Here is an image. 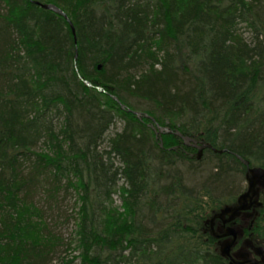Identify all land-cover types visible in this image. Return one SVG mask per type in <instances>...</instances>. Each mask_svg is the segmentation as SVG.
<instances>
[{
  "label": "trees",
  "instance_id": "trees-1",
  "mask_svg": "<svg viewBox=\"0 0 264 264\" xmlns=\"http://www.w3.org/2000/svg\"><path fill=\"white\" fill-rule=\"evenodd\" d=\"M34 1L67 12L80 75L105 92L80 80L68 21ZM109 93L191 114L178 129L227 149L207 150V181L189 187L178 165L194 159L173 149L183 141L164 135L160 147ZM117 118L105 160L97 146ZM232 152L264 166V0H0V264H57L62 238L38 204L55 211L70 190L81 264H225L204 228L236 199L223 194L241 177ZM120 178L130 217L109 206Z\"/></svg>",
  "mask_w": 264,
  "mask_h": 264
},
{
  "label": "bare ground",
  "instance_id": "bare-ground-1",
  "mask_svg": "<svg viewBox=\"0 0 264 264\" xmlns=\"http://www.w3.org/2000/svg\"><path fill=\"white\" fill-rule=\"evenodd\" d=\"M34 3H36L37 5H39L40 7L44 8L46 10H50V11H54V12L58 13L65 20L68 21L70 28H71V31H72V34H73V37H74V41H75V56H74L75 57V64L74 65H75V69L77 71V74L80 77V80L90 88H95L99 92H105V89L102 86H95L91 81L84 79L80 75L79 67H78V61H77L78 60L77 31H76L75 25L73 24L71 18H69L67 12L64 11L62 8H60L59 6H57L54 3H45V2H40V1H34ZM44 5H54L57 8H59L61 10V12L55 11V10L50 9V8H45ZM99 68L101 69V66H99ZM109 95L117 103V107L121 111H124L125 113L134 115L140 122L146 124V127H148L153 133H155L154 140L162 148H164V145H162L163 140H162V138H160V136H162V135H160L158 138V134H156V132H158V131L159 132H163V131L168 132L171 135L173 134L175 136H178L183 141V144L175 145L173 147V149H178L179 147H182L185 150V147H186V150H189L192 146L191 144H197L198 142L200 143V145L211 144L210 142H206L205 140H203L201 138L199 141V138H197V137L185 135L180 129H178V127L181 126V124H178V120H182L183 121L182 124L183 123L186 124L188 122L190 123L191 121L193 123L191 114L183 113L182 116L179 114L178 115L179 117H165L163 119L159 115L158 111H151L149 109L143 111L142 109L140 110L138 107L131 104L124 97L122 99L119 96L112 94V93H109ZM52 115H54V114H52ZM124 124H126V123L124 122ZM113 125L114 124H111L109 126V128L105 131V133H107L109 131L110 127ZM193 125H194L193 128H197V127L199 128V126H200V124H193ZM120 131H117V132H120ZM105 133H104V135H105ZM104 135H103V137H104ZM185 137L189 138L190 140L186 141ZM200 145H198V146H200ZM101 146H102V141L100 140V143L97 146V150L100 151V154L103 153V156L105 155V160H106L107 155L105 152L108 151V149H102ZM198 146H196V147H198ZM211 146L212 147H207L203 150L200 158H199V153H198L197 157L195 158V155L190 154V153L185 151L184 159L185 160L188 159V156H189L192 159H194V161H195V159L201 160L203 158L202 155H203L205 150L206 151L212 150L213 153H218V154H223L227 151V149L216 148L212 144H211ZM41 147L42 146H39L37 149H40ZM167 149H171V148H167ZM198 149H199V147H198ZM222 150H224V152H221ZM199 152H200V149H199ZM233 154L236 156L238 161L241 163V166H240L241 173L240 174H241V177H243V179L245 180L247 186L243 192H241L239 195H237L238 197L234 200V202H232V203L226 202V203L222 204V206L219 208V210L217 212H215V213L212 212L213 213V214L211 213L212 216L211 217L208 216V218H206L204 232L207 234L208 233L211 234L215 238L216 244H217L216 250L219 252L220 256L225 260V264H256L252 260L248 259V257H249V254L251 255V253H254V252H256L257 254L259 252H264V244L261 243L258 238H256V235L254 233L255 232V229H254L255 222H256L257 217L259 215L258 211L264 205V203L262 201L263 196H264V177L261 179V182L257 185V194L255 195L253 200L251 201L250 199H247L246 203H247V205H249V207L247 209L236 212L234 216H230L229 214H225V215L221 216V218H216L214 220V222L211 221V219L216 214L222 212L224 209L234 208L238 204L240 197H242L243 195H245L248 192V190H249V182L247 179L248 166L243 162L242 159L247 160L249 162V166L251 168L257 167V168L264 169V166L253 165L248 159H245L240 154H237V153H233ZM239 156L242 159L239 158ZM158 173H157V171H151L150 176L151 177L156 176V178H157ZM127 184L128 183L126 182V180H124L123 178H120L118 180L117 184H115V186L113 185V188H116V190L121 192V188L123 186H127ZM233 195L235 196L236 194L234 193ZM121 197L123 200L122 193H121ZM111 199L112 198H110L109 202H111ZM163 200H165V199H163ZM38 206L40 207V209L42 210V212L45 216H46V213H48V211H49L48 209H50V211H52V209H53V206L51 204H49L46 200L45 201L42 200V202H40L38 204ZM126 208L127 207L124 205V201H123L122 211H120L118 209L117 210L118 214L116 216H119V217H125L126 216L127 217L129 211ZM248 213L252 214L253 217L247 221L246 225H244L245 217H241V215H243V214L245 215ZM128 217H130V216H128ZM164 217H170V215H165ZM229 217H232V218H229ZM45 220H46V223L48 224V226H50V223L47 220V217L45 218ZM218 220H221L225 225L226 224H229V225L226 227H220L219 228L218 225H216ZM207 226H214V227L210 228V232H209L206 228ZM233 228L235 230H237V232H238L237 239H236L235 244L231 247L229 256H225L221 252L222 243L231 241L233 239L232 235H228V232L230 231V229H233ZM217 231H220V233ZM53 255L55 257V256H57V253H55ZM60 261H63L65 264H81V260L79 258H72V256L71 257L60 256Z\"/></svg>",
  "mask_w": 264,
  "mask_h": 264
},
{
  "label": "rangeland",
  "instance_id": "rangeland-1",
  "mask_svg": "<svg viewBox=\"0 0 264 264\" xmlns=\"http://www.w3.org/2000/svg\"><path fill=\"white\" fill-rule=\"evenodd\" d=\"M247 36H248V32H246V37ZM123 95L126 97V99L131 104L138 107L140 110L142 109L143 111H145L149 109L151 111H157L155 109V106L151 105L150 103L146 101L136 100L131 95L126 94V93H123ZM165 117L161 116V118L163 119ZM182 122H183L182 120H178V124H182ZM124 125H125L124 121L120 118H117V120L115 121V124L110 127L109 131L105 133L104 137L101 139L102 149H108L107 145H108L109 138L114 136V134L117 133V131L122 130ZM156 134H158V138L160 135L162 136L169 135V133L165 131L163 132L158 131L156 132ZM162 136H160V138H162L163 140ZM162 145H164V143H162ZM191 145H192L191 149L186 150V152L195 155V158H196L199 153V149L196 146L200 145V143L198 142L197 144H191ZM202 156L203 158L201 160L195 159V161L192 164H189L187 162H181L178 165V170H180L182 174L184 175L186 184L189 187L202 186V183L206 182L207 181L206 179L211 175V172H212V163L210 161L211 153L205 150ZM237 186L238 187H236V190L234 192L231 193L232 191L231 190V191H226L223 194L224 195L228 194L227 196L230 197L229 195H233L235 193L236 195L235 196L233 195L232 197L237 198L238 197L237 195L243 192L247 186L243 177L239 178V183ZM70 191H67V192L62 191L60 195V202L55 208V211H50V209H48L49 210L48 213H46V216L44 215L45 218L47 217V220L49 221L50 226H51V227L48 226V229H50L51 231H53L55 234L59 235L62 238L63 243H61V247L58 248L57 256L54 257L55 258L54 261L53 260L51 261L57 264L60 263V256L71 257L78 253V251L76 252L72 248L75 245V242H74L76 238L75 219L77 217V212L79 210V203H78L77 197L74 194V192L73 191L70 192ZM114 191L115 192H112V195H111L112 199H111L109 206L111 207V209H113V211L118 210V209L122 211L123 200L121 197V192L116 190V188ZM226 202L228 201L224 200L222 204ZM218 210L214 211V213L217 212ZM212 214H210L209 217H211ZM251 218L252 217H245L244 225H246L247 221L250 220ZM212 227L214 226H207L206 228L210 232V228Z\"/></svg>",
  "mask_w": 264,
  "mask_h": 264
},
{
  "label": "water",
  "instance_id": "water-1",
  "mask_svg": "<svg viewBox=\"0 0 264 264\" xmlns=\"http://www.w3.org/2000/svg\"><path fill=\"white\" fill-rule=\"evenodd\" d=\"M44 7L61 12V10L59 8H57L56 6H54V5H44ZM185 139H186V141L190 140L189 138H186V137H185ZM198 147L200 149V152H199V158H200L203 150L205 148H207V147H212V146H211V144H203V145H200ZM221 152H224V150H222ZM239 158H241V157L239 156ZM242 160L248 166L247 179H248V182H249V190H248V192L245 195L240 197V199L238 201V204L234 208H226L222 212L216 214L211 219L212 222H214V220L216 218H221V216H223L225 214H229L230 216H234L236 212H239L241 210L247 209L249 207V205H247V203H246L247 199H250L252 201L253 198L255 197V195L257 194V185L261 182V179L264 177V169L257 168V167L251 168L249 166V162L247 160H244V159H242ZM229 218H232V217H229ZM237 234H238L237 230H235L234 228L230 229V231L228 232V235H232L233 239L231 241L222 243L221 252H222L223 255L229 256L231 247L236 242Z\"/></svg>",
  "mask_w": 264,
  "mask_h": 264
},
{
  "label": "flooded vegetation",
  "instance_id": "flooded-vegetation-1",
  "mask_svg": "<svg viewBox=\"0 0 264 264\" xmlns=\"http://www.w3.org/2000/svg\"><path fill=\"white\" fill-rule=\"evenodd\" d=\"M241 217H253L252 214L248 213V214H243L241 215ZM221 222V223H220ZM221 220H218L216 225H218V227H226L229 224H224ZM220 233V231H217ZM224 232V231H223ZM248 259L252 260L253 262H255L256 264H264V252H259L258 254L256 252L251 253V255L249 254Z\"/></svg>",
  "mask_w": 264,
  "mask_h": 264
}]
</instances>
